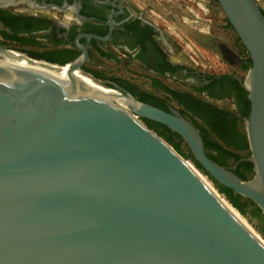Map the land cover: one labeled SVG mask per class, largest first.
Instances as JSON below:
<instances>
[{"label": "water", "instance_id": "water-1", "mask_svg": "<svg viewBox=\"0 0 264 264\" xmlns=\"http://www.w3.org/2000/svg\"><path fill=\"white\" fill-rule=\"evenodd\" d=\"M251 66L243 116L250 155L229 167L205 153L177 109L137 99L82 69L86 47L64 64L0 46V264H264V246L196 170L140 118L177 133L215 180L264 214V14L256 0H216ZM25 57L28 73L1 65ZM79 70L111 91L73 78ZM247 160L253 175L233 170Z\"/></svg>", "mask_w": 264, "mask_h": 264}, {"label": "flooded vegetation", "instance_id": "flooded-vegetation-1", "mask_svg": "<svg viewBox=\"0 0 264 264\" xmlns=\"http://www.w3.org/2000/svg\"><path fill=\"white\" fill-rule=\"evenodd\" d=\"M185 4L171 5L176 11ZM150 5L146 0H0V46L70 61L81 54L77 40L86 47L85 63L113 65L115 73H103L111 85L166 111L177 109L196 128L210 126L215 136L231 138L246 107L238 74L205 71L181 59L165 19ZM235 62L243 68L248 61Z\"/></svg>", "mask_w": 264, "mask_h": 264}, {"label": "rangeland", "instance_id": "rangeland-1", "mask_svg": "<svg viewBox=\"0 0 264 264\" xmlns=\"http://www.w3.org/2000/svg\"><path fill=\"white\" fill-rule=\"evenodd\" d=\"M172 1L174 0H146L151 4L150 8L159 12L165 19L164 23L166 28L168 27L172 42L180 50L179 57L202 70L235 72L244 80L247 68H239L235 60L239 57L247 60L249 54L216 0H185V6L182 5L176 11L172 8ZM256 2L264 11V0H256ZM194 13H197L196 16ZM193 19L197 21H192ZM22 53L28 55L25 52ZM85 65L105 74L115 73L113 65L105 62L85 63ZM239 127L245 130L244 122H239ZM179 148L184 155L182 157L196 170L220 200L236 211L242 222L264 245L262 211L259 213L253 206L247 204L245 213H240L219 191L216 183L187 157L186 145L181 143Z\"/></svg>", "mask_w": 264, "mask_h": 264}, {"label": "trees", "instance_id": "trees-1", "mask_svg": "<svg viewBox=\"0 0 264 264\" xmlns=\"http://www.w3.org/2000/svg\"><path fill=\"white\" fill-rule=\"evenodd\" d=\"M262 12L264 14L263 10ZM30 56L38 59H45L50 62L58 63V64H64L65 62L68 61L66 59H58L56 57L49 56L47 52H41V53L36 52V54H32ZM247 61H248L247 64L244 65L243 68L248 69L251 66L250 57L247 58ZM82 69L96 79H101V80L106 79L105 74H103L101 71L88 68L86 65H83ZM108 85L111 86L110 83H108ZM238 90L239 93L241 94L242 99L246 103V107L241 110V113L244 114V116H247L249 113V101L247 99V93L242 87H239ZM140 120L147 128H149L155 134L161 137L165 142H167L170 146H172V148L178 154L184 157V155L181 153L179 148L180 144L184 143V141L177 133L171 131L166 126L154 122L152 120L146 118H140ZM239 122H243V120L240 119V121H238L235 133L231 138L224 137L220 134L215 136V134L211 132L213 131V128H210V126L202 125L200 127H197L204 142L205 153L209 158H211L213 161H215L216 163L222 166H225L226 164L230 166L235 162H237L241 157H248L250 155L246 132L245 130H241V128L239 127ZM217 131L219 133H222L220 130ZM187 150H188L187 157H189L198 168L202 169L216 183L219 191L225 195L226 199L240 213L242 214L245 213V206L247 204L253 206L259 213H261L260 208L253 201H251L248 198L242 197L240 194L235 193L232 189L220 184L217 180H215L206 170H204V168L194 158L188 147ZM233 172L241 179L247 180L248 178L252 177L254 173L253 164L250 161L242 160L237 164V167L233 170Z\"/></svg>", "mask_w": 264, "mask_h": 264}, {"label": "bare ground", "instance_id": "bare-ground-1", "mask_svg": "<svg viewBox=\"0 0 264 264\" xmlns=\"http://www.w3.org/2000/svg\"><path fill=\"white\" fill-rule=\"evenodd\" d=\"M10 50H11L10 51L11 53L21 56V52L16 51L14 49H10ZM69 66H70L69 64H65L62 67H60L59 71L50 70V71H46V72H44V71H39L38 72L37 71L36 73H28L26 71V69H28L30 67V64H28L27 59L25 57H23V56H22V58L19 61H16L13 64L1 65V67L9 68V69L16 70V71H19V72H23V73H26V74H31V75H34V76L50 77V78L51 77L52 78H64L65 74H66V71L69 69ZM72 76H73V78L75 80H77V81L81 82L82 84L88 86L89 88L93 89L95 92H97L101 96H105V95H107V94H109L111 92L108 89H105L102 86H100L99 84H97L89 75L84 74L83 72H80L79 70H75L73 72ZM223 204L231 212V214L238 220V222L250 234H252V236H254L259 241V239L256 237V235H254V233L242 222L241 218L236 213V211L234 209H232L231 207H229V205L226 204L224 201H223Z\"/></svg>", "mask_w": 264, "mask_h": 264}]
</instances>
